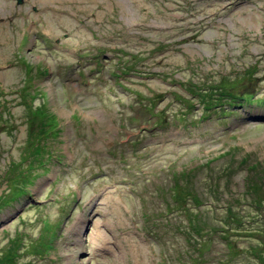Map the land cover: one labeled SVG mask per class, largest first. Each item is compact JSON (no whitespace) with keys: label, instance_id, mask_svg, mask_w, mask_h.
Returning a JSON list of instances; mask_svg holds the SVG:
<instances>
[{"label":"rangeland","instance_id":"obj_1","mask_svg":"<svg viewBox=\"0 0 264 264\" xmlns=\"http://www.w3.org/2000/svg\"><path fill=\"white\" fill-rule=\"evenodd\" d=\"M0 264H264V0H0Z\"/></svg>","mask_w":264,"mask_h":264},{"label":"trees","instance_id":"obj_2","mask_svg":"<svg viewBox=\"0 0 264 264\" xmlns=\"http://www.w3.org/2000/svg\"><path fill=\"white\" fill-rule=\"evenodd\" d=\"M35 91H40L35 90ZM222 93H224V91H222ZM30 97V102L28 101ZM35 97L28 95L27 99L25 98V102H26V106L28 108V113H29V117L33 118L35 120V122L33 123L34 125H36L37 127L41 125L40 129H39V133H41L40 135H38L39 139H43L45 136V133L48 135H52V134H58L59 129H58V124L57 120L55 118L56 115L51 113L50 111H48V108H46L44 105H40V106H34V101ZM38 118V119H37ZM37 119V120H36ZM50 127V128H48ZM46 128H48V130H46ZM37 132V129H35ZM33 132H34V128H33ZM44 135V136H43ZM39 143L35 144L33 146H36V150L33 151V153H28L26 156L31 157L33 154L36 155L35 153H37L38 151H40V149L42 148L41 144L40 146H38ZM44 155L39 156V158H36V162L39 163V166L44 169L45 167H47L46 165V159ZM47 160H51V155L48 156ZM37 165L35 164L34 166H29L27 167V170H32L34 167H36ZM18 195V193H17ZM17 195H15L14 197H16ZM193 196V194H191ZM195 197V196H193Z\"/></svg>","mask_w":264,"mask_h":264},{"label":"water","instance_id":"obj_3","mask_svg":"<svg viewBox=\"0 0 264 264\" xmlns=\"http://www.w3.org/2000/svg\"><path fill=\"white\" fill-rule=\"evenodd\" d=\"M19 4H22L24 0H17Z\"/></svg>","mask_w":264,"mask_h":264}]
</instances>
